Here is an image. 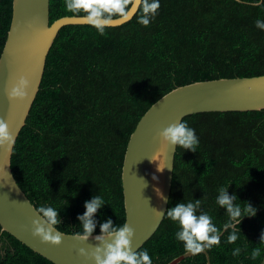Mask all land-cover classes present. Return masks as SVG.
Segmentation results:
<instances>
[{"label":"trees","instance_id":"16d2710c","mask_svg":"<svg viewBox=\"0 0 264 264\" xmlns=\"http://www.w3.org/2000/svg\"><path fill=\"white\" fill-rule=\"evenodd\" d=\"M148 27L137 22L105 29L89 25L60 29L47 55L38 94L14 144L11 170L36 208L57 209L65 234L81 232L84 204L100 195L106 205L94 217V234L112 219L125 223L121 170L129 138L144 113L173 89L195 82L264 75V0H159ZM258 5V6H257ZM74 16L65 0H50L49 20ZM12 18V0H0V55ZM199 139L197 152L177 147L167 209L202 199L221 230L229 222L216 199L221 187L250 204L254 217L232 228L213 246L210 264H264V110L199 113L185 117ZM178 226L164 216L146 249L153 264L186 253L175 239ZM240 247L241 254L231 252ZM260 248L253 260L251 252ZM138 250V251H139ZM0 264H52L1 231ZM179 264H207L205 254Z\"/></svg>","mask_w":264,"mask_h":264},{"label":"water","instance_id":"95a60500","mask_svg":"<svg viewBox=\"0 0 264 264\" xmlns=\"http://www.w3.org/2000/svg\"><path fill=\"white\" fill-rule=\"evenodd\" d=\"M49 3L50 0H12L10 28L0 55V118L9 123L15 142L38 94L47 55L60 29L69 25H88L76 16L62 17L50 24ZM21 75L30 81L29 98L10 103L6 88L10 79ZM261 110H264V75L180 86L162 96L144 113L129 138L121 170L125 223L135 230V251L161 225L164 216H157L155 209L167 211L171 192L177 147L162 148L158 133L169 124L194 114ZM13 148L11 151L0 149L1 231L52 264H92L78 256L77 250L87 245L73 240L74 234H65L59 247L43 244L31 235V222L37 218L32 210L35 207L14 179L11 170ZM154 154L156 163L150 160ZM164 161V170L157 171L158 165L163 168ZM88 243L96 242L90 238ZM202 254L210 264L207 252ZM192 256L184 253L167 264H179Z\"/></svg>","mask_w":264,"mask_h":264},{"label":"clouds","instance_id":"9594fccd","mask_svg":"<svg viewBox=\"0 0 264 264\" xmlns=\"http://www.w3.org/2000/svg\"><path fill=\"white\" fill-rule=\"evenodd\" d=\"M160 7L159 0H65V11L85 21L101 36L106 34V28L125 23L137 13H139L137 22L148 27L158 16ZM255 26L264 30V21L257 19ZM30 87V81L26 76L10 79L6 88L10 103L27 100ZM158 136L161 147L166 149L180 147L195 153L199 146L195 130L181 120L163 128ZM14 144L15 134L10 130L9 123L4 118H0V149L11 151ZM155 155L150 158L154 163H156ZM165 167L164 161L163 168L158 165L157 171L162 172ZM5 173L10 177L9 173L6 171ZM153 179L155 180L156 177L153 176ZM144 182L147 187L146 181ZM228 187H221L218 190L216 203L225 209L229 216V222L224 225V229H233L227 237V242L235 244L241 234L240 228L238 232L236 226H239L245 217H254L257 210L247 203H244L246 207L242 209L241 203H236L238 197L235 194L231 196L228 194ZM157 193L159 194V189ZM105 205L106 202L100 195L93 196L85 202V212L77 217L82 231L75 233L72 239L87 245L77 250L78 256L91 261L92 264H153L146 249L134 250L135 230L128 223L114 225L109 218L100 224V234L93 236L97 226L94 217ZM201 205L202 199H196L187 203H177L166 212L155 209L157 216H166L178 226L175 239L183 244L186 253L193 256L211 251L213 246H219L221 243V230L208 213L199 211ZM32 210L37 218L31 222V235L43 244L59 247L63 242L62 238L65 237V233L58 230V226L62 223L60 211L51 206H40ZM90 238L96 243L89 244ZM260 243L264 244V233L261 234ZM240 254V247L234 248L231 252L233 257H238ZM259 256L260 248L256 247L251 252V258L255 260Z\"/></svg>","mask_w":264,"mask_h":264}]
</instances>
